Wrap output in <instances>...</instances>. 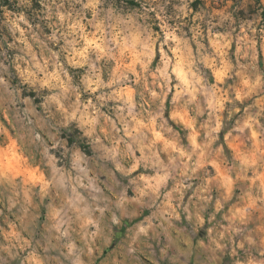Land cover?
I'll list each match as a JSON object with an SVG mask.
<instances>
[{
  "label": "rangeland",
  "instance_id": "374dc122",
  "mask_svg": "<svg viewBox=\"0 0 264 264\" xmlns=\"http://www.w3.org/2000/svg\"><path fill=\"white\" fill-rule=\"evenodd\" d=\"M0 0V264H264V0Z\"/></svg>",
  "mask_w": 264,
  "mask_h": 264
},
{
  "label": "trees",
  "instance_id": "16d2710c",
  "mask_svg": "<svg viewBox=\"0 0 264 264\" xmlns=\"http://www.w3.org/2000/svg\"><path fill=\"white\" fill-rule=\"evenodd\" d=\"M117 1L121 2V0H117ZM257 1L259 3H261V0H257ZM126 3L127 4H132V5H138L139 4L137 0H126ZM2 11L3 10H1V8H0V15H1Z\"/></svg>",
  "mask_w": 264,
  "mask_h": 264
}]
</instances>
